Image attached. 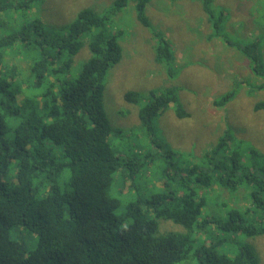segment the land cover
Wrapping results in <instances>:
<instances>
[{
  "label": "trees",
  "instance_id": "trees-1",
  "mask_svg": "<svg viewBox=\"0 0 264 264\" xmlns=\"http://www.w3.org/2000/svg\"><path fill=\"white\" fill-rule=\"evenodd\" d=\"M150 1L116 0L104 15L84 9L56 31L30 15L43 0H0V264H260L251 244H238L233 253L219 248L264 238V154L234 147L229 133L203 154L201 163H175L181 156L152 139L149 150L169 160L161 170V161L150 152L112 150L105 78L123 53L119 33L109 35L106 25L131 2L147 27L144 11ZM212 1L203 0L208 15ZM85 43L91 56L72 76L74 58ZM257 46H242L240 53L260 78ZM20 56L25 68L17 67ZM156 61H172L170 45L162 39ZM165 68L174 78V66ZM228 99L213 105L221 107ZM124 100L138 107L149 135L169 108L180 119L187 117L172 89L151 92L144 104L135 92H127ZM255 110H264V102ZM148 165L161 188L137 186ZM119 173L134 191L117 197L113 185ZM241 185L250 190L249 208L220 204L228 207L222 215L205 213L206 191L219 186L235 192ZM160 220L185 232L161 233ZM195 232L202 238L206 232L212 242L205 238L194 247Z\"/></svg>",
  "mask_w": 264,
  "mask_h": 264
},
{
  "label": "rangeland",
  "instance_id": "rangeland-1",
  "mask_svg": "<svg viewBox=\"0 0 264 264\" xmlns=\"http://www.w3.org/2000/svg\"><path fill=\"white\" fill-rule=\"evenodd\" d=\"M115 1L43 0L34 5L36 8L30 15L58 31L69 26L80 11L89 9L104 15ZM208 10L209 15L204 11L203 0H151L144 11L147 27L137 19L131 2L110 17L106 25L107 33H119L123 53L121 61L106 74L104 90V109L112 129L110 143L115 154L124 152V147L130 148L131 154L150 152L155 160L161 161L158 163L161 170L163 166H168L169 160L149 150V142L156 139L181 156L175 157L173 162L201 163L203 154L205 156L211 151L224 133L234 137V147L264 154V110H255L257 104L264 102V89L259 88L264 85V0H213ZM215 22L218 26H214ZM159 39L170 45L172 61L169 63L158 64L156 61ZM255 42L263 64L260 78L253 74L248 60L240 53V47ZM90 56L85 43L74 58L72 76H76ZM17 62L18 68L28 65L21 56ZM165 66H174V78L166 75ZM168 89L175 92L176 103L187 117L180 119L169 108L154 121L149 135L138 119V107L127 104L124 95L135 92L144 104L151 92ZM227 95L229 99L221 107L213 105L214 101ZM19 97L24 100L22 93ZM55 153L60 155V152ZM150 168L152 166L148 165L142 170L139 173L141 179L136 181L137 186L146 191L153 187L161 188V181L152 177ZM12 171L10 168L7 179L11 178ZM130 183H125L124 177L117 174L113 185L114 196L134 191L129 188ZM249 193L246 185H241L235 192L214 186L205 192L208 201L205 213L212 211L218 216L228 207L249 208ZM210 229L214 231L213 227ZM159 231L185 232L181 227L163 220H160ZM196 234L194 247L205 238L209 239L207 244L212 242L206 232L204 238ZM238 244L253 245L261 258L260 264H264V238L237 240L232 245L225 243L219 252L233 253Z\"/></svg>",
  "mask_w": 264,
  "mask_h": 264
}]
</instances>
